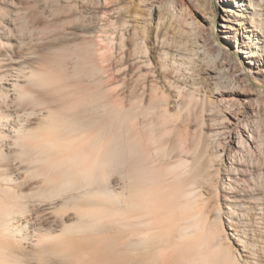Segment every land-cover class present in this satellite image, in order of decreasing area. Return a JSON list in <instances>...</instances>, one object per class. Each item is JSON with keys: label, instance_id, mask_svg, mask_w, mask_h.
<instances>
[{"label": "bare ground", "instance_id": "6f19581e", "mask_svg": "<svg viewBox=\"0 0 264 264\" xmlns=\"http://www.w3.org/2000/svg\"><path fill=\"white\" fill-rule=\"evenodd\" d=\"M38 1L0 0V224L19 249V264H264V0H123L126 8L120 0L111 7L110 0H56L66 20L89 13L111 24L128 15L110 38L87 36L71 46L61 36L52 55L20 54L13 49L15 18L24 21ZM133 2L140 12L131 8V16ZM166 15L178 18L175 24L183 19L181 36L199 35L193 40L203 56L209 47L201 32L210 49L230 45L244 56L237 58L241 67L230 64V86L204 90L199 81L164 73L165 93L151 78L145 37L152 22L163 66L169 61L176 73L196 63L182 40H164ZM114 54L124 66L118 79L128 81V105L101 86ZM172 96L184 108L180 121L168 109ZM13 104L28 106L27 115L38 112L34 127L11 122ZM10 161L20 162L23 179ZM45 205L54 220L31 217Z\"/></svg>", "mask_w": 264, "mask_h": 264}, {"label": "rangeland", "instance_id": "374dc122", "mask_svg": "<svg viewBox=\"0 0 264 264\" xmlns=\"http://www.w3.org/2000/svg\"><path fill=\"white\" fill-rule=\"evenodd\" d=\"M51 0H42V1H38L37 3H36V5L35 4H33L32 6H28L29 7V10L31 11L32 10V12H31V15H30V11H29V13H28V17L26 16V18H28L27 20H26V18H25V20L24 21H19L18 22V18H15L16 19V24H18V25H16V28H17V26H18V28L16 29L15 28V30L13 29V32H12V34H13V38H16V39H14V42L16 41H19L18 43H16L15 42V46L16 45H19V43H21L19 46H17V47H15L14 46V51L15 52H17L18 51V53H20V54H24V53H28V54H35L36 56H43V55H47L48 53H50L51 55L53 54L51 51V47H53V48H56V47H61V44L62 43H60V41H62L63 42V39H62V37L64 38V36H67V38L69 39V43H67V44H69V45H71L72 43H74V44H72L71 46H73V45H75V43L76 42H78V43H81L82 41H84V37H86V39H85V41L84 42H86V41H88L90 38H93V39H95V37H96V39H101V40H104L105 38H110L113 34V32L112 31H114V27H115V30L117 29H119V22L121 21V19H123L124 20V16L125 15H128V13H126V12H122V13H120V15L119 16H115V19H113V20H115V21H113L111 24H105V21H102L104 24H102V22H100V21H95L96 20V18H95V16H94V18H93V14H89V13H87V14H84V16H85V18H83V16H81L80 18H82L83 20H81V19H78L77 21H75V20H71L72 18H70V19H65V18H67V17H65V16H63L62 14H63V11H61V8H60V4H58V5H56L57 4V1L56 0H52V2H50ZM56 1V2H55ZM110 1H112V0H110ZM109 1V6L111 5V6H114L115 4H117V3H120L119 5L120 6H124L125 8H126V5H124L125 4V1L123 2V0H120L119 2H117L116 3V1L117 0H114V2L112 3V2H110ZM46 4H45V3ZM49 2V3H48ZM56 4H55V3ZM40 4V5H39ZM114 4V5H113ZM121 4H123V5H121ZM129 5V4H128ZM133 5H135V6H133ZM137 4L135 3V2H133L132 4H130L129 6H130V8H129V12H132V10H131V8H134L135 10H140L139 8H140V6H139V4H138V7L136 6ZM34 6V7H33ZM59 6V7H58ZM110 6V7H111ZM128 6V7H129ZM131 6H133V7H131ZM59 8H60V11H59ZM123 8V7H122ZM124 8V9H125ZM127 10H128V8H127ZM136 11V12H140V11ZM34 11H36V12H34ZM34 12V14H32ZM40 12V13H39ZM61 12H62V14H61ZM133 12H135L134 10H133ZM133 12L131 13V16H132V14H133ZM39 13V14H38ZM37 14V15H36ZM125 14V15H124ZM130 14V13H129ZM30 15V16H29ZM33 15V16H32ZM63 17H62V16ZM91 17H90V16ZM32 16V17H31ZM36 16V17H35ZM87 16V17H86ZM167 17V19L165 18V16H164V18H165V21H164V23L167 25H169L168 27H165V25L163 24V26H164V30L165 29H167V31L169 32H167V31H165V33L167 34L168 33V36L167 35H164V33L162 34L161 33V31L162 32H164V30H163V28H162V30L161 31H159L160 32V36H166V38L164 39V37H162L165 41L167 40V41H175L176 39L177 40H182V44H184L183 45V47H181L182 49H184V47H186V49H184V50H186L185 52H187L188 53V51L189 50H191V51H189V53L188 54H190V56L191 57H194L195 58V62L196 63H193V64H190L189 66L188 65H186L185 66V68L183 69H181V70H178V72H176L175 73V70L172 68V64L171 63H169V61H168V63L166 64V67L165 66H163L162 64H163V61L161 60V58L159 57L160 56V54H159V52H158V49H157V47H156V42H155V44H154V35H155V33H153L154 31V26H153V22L152 23H150V25L149 26H151V27H149L148 29L150 30V31H148L147 32V37H145V39H146V41H147V43H146V41H145V44H146V46H147V56L149 57V59L151 60V62H152V65H151V69H152V72H153V74H155V78L152 76L151 78L152 79H156L157 81H158V85H161V87L163 86V91L165 92V93H169V91L166 89L167 88V84H166V80L163 78L165 75H163L164 73L167 75V76H169V77H171V75L173 76V77H182V79H184V77H185V81H187V82H192L193 80L194 81H196V83H198V81H199V84H200V86L202 85V88L205 90V89H210V88H214L213 86H216V87H219V88H224V87H227V86H230L231 85V79H232V77H233V72H232V69H231V65L230 64H232V65H235L236 67H239L240 66V64H239V62L237 61V58H239V59H241L242 61H244V56H242V54H235L234 52H233V48H232V46H225V45H221L220 46V50H214V49H210V37L206 34V33H200V35L201 36H204V37H201L203 40H205V44H206V47L208 48L209 47V51L207 52H204V56H203V53H202V48H200V47H198L197 46V44L195 45L194 44V40L196 41V40H199V38H197V36H199V35H191V36H196V39L195 38H192V37H190V36H181L179 33H178V31H179V27H182V26H179V25H182L180 22H183V19L182 20H178L179 22V25H178V23L177 24H175L176 22H177V19L178 18H175L174 19V17L172 18L170 15V17L168 16V15H166ZM30 17H31V19H30ZM120 17H122V18H120ZM134 17V16H133ZM88 18H89V20H88ZM117 18V19H116ZM169 18V19H168ZM11 18H9V20H10ZM85 19V20H84ZM170 19H172V20H170ZM71 20V22L69 23V21ZM81 20V21H80ZM86 20H88L87 22H89V23H91V24H85V22H86ZM28 21V22H27ZM68 21V22H67ZM95 21V22H94ZM167 21V22H166ZM8 23V18L5 20L4 19V21H3V23L4 24H6V23ZM27 22V23H26ZM86 22V23H87ZM20 23V24H19ZM63 23H65V24H63ZM67 23H69V24H67ZM83 23L85 24V25H83ZM96 23V24H95ZM120 23H122V22H120ZM24 24V25H23ZM81 24H82V26H89V25H91V26H94L95 28H94V32H92V34L91 33H89V32H85V33H83L84 31L83 30H80L79 31V28L80 29H82V26H81ZM95 24V25H94ZM113 24H115V26H113ZM132 24H134V23H132ZM172 26H171V25ZM7 25V24H6ZM68 25H70V28H69V26ZM78 25V26H77ZM102 25V26H101ZM121 25V24H120ZM179 27H178V26ZM7 26H10L9 24L7 25ZM62 26H63V28H62ZM20 27H23V28H28L29 30H25L24 31V33L23 32H21L20 33V30H21V28ZM47 27V28H46ZM77 27V28H76ZM109 27V28H108ZM117 27V28H116ZM153 27V28H152ZM174 27V28H173ZM45 28V30L46 31H44L43 29ZM103 28V29H102ZM106 28H108V29H106ZM20 29V30H19ZM71 29H73V30H71ZM76 29H78V30H76ZM106 30V31H98V30ZM153 29V30H152ZM216 29H220L219 27H218V25L216 26ZM18 30V31H17ZM61 30H63V31H61ZM67 30V31H66ZM68 30H69V32H68ZM171 32H170V31ZM176 30V33L174 32ZM178 30V31H177ZM83 31V32H82ZM98 31V32H97ZM132 31V30H131ZM77 32H79V33H77ZM98 33V36L100 35V33H102V35H100L99 37H97V36H95V35H97V33ZM106 32V33H105ZM109 34H108V33ZM174 32V33H173ZM64 33H66V35H64ZM74 33H76V34H74ZM96 33V34H95ZM110 33L112 34L111 36H110ZM110 36H108V35ZM159 34V33H158ZM162 34V35H161ZM173 34V35H172ZM177 34V35H176ZM199 34V33H198ZM203 34V35H202ZM205 34V35H204ZM24 35V36H23ZM69 35H71L70 37H72V38H70L69 37ZM79 35V36H78ZM90 35H91V37H90ZM105 36V37H102V36ZM62 36V37H61ZM78 36V37H77ZM89 37V39H88V37ZM108 36V37H107ZM205 36H206V38L207 37H209V38H205ZM60 37H61V39H60ZM80 38V39H79ZM82 38H84V39H82ZM104 38V39H103ZM128 38H129V36H128ZM170 38V39H169ZM131 39V38H130ZM128 40V42H130V43H132V39L131 40ZM194 39V40H193ZM23 40V41H22ZM80 40V41H79ZM23 43H22V42ZM208 43H207V42ZM83 43V42H82ZM185 44H186V46H185ZM60 45V46H59ZM170 48H172L173 49V45L174 44H171L170 43ZM195 45V46H194ZM175 46V45H174ZM192 47V48H191ZM196 47H197V49H196ZM191 48V49H190ZM184 50H182V51H184ZM195 50V51H194ZM205 50H206V48H205ZM193 51H194V53H193ZM192 53V54H191ZM193 54H195L196 56H194ZM193 55V56H192ZM117 56V55H116ZM115 56V54L113 55V57H110L111 59L109 60V57H108V59L106 60V61H108V64H107V62L105 61V63H104V66H105V68H111V69H109L108 71H107V73H105V75H102V78L105 76V77H107V79L105 80V78H101L100 76L101 75H96V76H99V77H95L94 79H95V81L97 80V78L98 79H102V81L101 82H103V84L101 83V86L103 85V87L102 88H108V90L107 91H109L110 93H108V95H110L112 98H114V99H116L117 101H120V103H122L123 105H128L127 103H129V101H128V99L130 98L129 96H127V94H129L128 93V89L126 90V85H127V83L126 82H128V81H124L125 83L123 84V83H121V81L119 80L120 79V77L119 76H121V73H123L124 72V66H122L121 68H119L121 65H122V62H120L118 59H117V57ZM217 56V57H216ZM228 58V62H227V64L225 65V64H222V66L220 65V61H222L223 60V58ZM119 58V57H118ZM112 60V61H111ZM218 60V61H217ZM36 61H37V59H36ZM115 61H117V62H115ZM202 61V62H201ZM213 61H215V62H213ZM263 61H264V59H263ZM110 62V63H109ZM160 62V63H159ZM199 62V63H198ZM230 62V63H229ZM113 63H115V64H117V65H115V64H113ZM162 63V64H161ZM120 64V65H119ZM201 64H204V65H201ZM214 64H215V66H214ZM106 65H109V66H106ZM111 65V66H110ZM114 65V66H113ZM167 65H168V67H167ZM206 65V66H205ZM116 66V67H115ZM171 66V67H170ZM34 67H37V64L34 62V63H32L31 64V67H29V70L30 69H32V68H34ZM114 67V68H113ZM117 67H118V69L119 70H121L122 69V71L119 73V74H117L115 71L117 70ZM163 67V68H162ZM165 67V68H164ZM186 67L188 68V70L186 69ZM241 67V66H240ZM113 68V69H112ZM28 69H25V70H23V71H27ZM112 70V71H111ZM167 72H166V71ZM183 70H185V71H183ZM115 73H114V72ZM187 71V72H186ZM247 71H248V74L250 75V76H253L254 78H256V79H254V78H251L250 77V79H252V80H256L255 82L257 83V84H259V82L261 83V84H263L262 82H261V80H257V79H260L259 78V76L257 75V74H255V72H256V69H253V71H250L249 69H247ZM126 72V71H125ZM129 72V71H128ZM182 72H186V73H182ZM217 74H216V73ZM219 72V73H218ZM108 73L109 74H111V76L110 75H108ZM207 73H211L213 76H214V78H210V77H208L207 76ZM185 74H187V75H185ZM184 75V76H183ZM110 76V77H109ZM192 76V77H191ZM206 76H207V78H206ZM110 78V80H108L109 78ZM188 77V78H187ZM119 78V79H118ZM151 78H148L149 80H151ZM194 78V79H193ZM127 79V78H126ZM188 79V80H187ZM210 79V80H209ZM103 80H105V81H103ZM117 80H119V81H117ZM98 81V80H97ZM215 82V83H214ZM228 82V83H227ZM105 83V84H104ZM119 83H120V85H119ZM126 84V85H125ZM107 86V87H105V86ZM118 85H119V87H122L123 85H125V87L124 88H119L118 87ZM99 86V85H98ZM101 86H99V87H101ZM252 87V86H251ZM101 88V89H102ZM201 88V89H202ZM254 88V87H253ZM256 88V87H255ZM173 95V94H172ZM261 98H264V96H262ZM171 101V103H170V101ZM147 100L146 99H144V102H146ZM168 102L170 103L169 104V106H168V109H169V111H170V113L171 114H177V115H179L178 116V119H177V121L179 120L180 121V119H179V117H180V115L182 114H184V108H181V109H183V110H178L177 109V101H176V99L172 96V98L170 99H168ZM175 102V103H174ZM11 110H12V112H11V116H10V119H11V122H17V123H20V124H24V122L25 121H30V124H31V126H33L35 123H37V116H38V112H36V114H33V115H27V113H28V106H26V105H24V104H18L17 106L15 105V104H13L11 107ZM189 109H193L192 107H190ZM37 111H40V109H37ZM194 119V118H193ZM192 119V120H193ZM194 124V125H193ZM35 126V125H34ZM33 126V127H34ZM193 127H195V123H191V125H190V130H189V133L191 134L192 133V135H193ZM182 128V129H181ZM182 130H183V127L182 126H180V131L182 132ZM175 133V132H174ZM184 133V132H183ZM190 134H186L185 133V136H190ZM171 138H169L168 140H170L169 142H168V145L170 144V145H172V146H168V148L171 150L172 148H170V147H173L174 146V141H173V139L175 140L176 138V133L174 134V136H173V133L171 134ZM172 142V143H171ZM0 145H2V143L0 144ZM7 147V144L6 143H3V149H5ZM175 153V152H174ZM172 154H173V151H172ZM172 154L170 153V161H172V160H174V158L176 157V153L174 154L175 156H172ZM173 158V159H172ZM9 165L11 166V168H12V174L13 175H15V176H20L22 179H23V174H22V166H21V164H20V162L19 161H10V163H9ZM36 184V181H32V182H29V183H27L26 185H25V187H24V190H28L32 185H35ZM210 203V202H209ZM50 205H45V206H42L41 208H39V209H37L36 211L38 212V214L36 215V211H34V212H32V214H31V217H35V216H42V218H41V221L43 220V218H44V220H45V222H46V220L48 221V220H54V216L53 217H49V215H50V213H48V211H43V209H46V208H48ZM210 209V208H209ZM46 213V214H45ZM28 217V216H27ZM27 217L26 218H24V219H27ZM50 218V219H49ZM56 219H58V218H56ZM65 219H72V215L71 216H66V218ZM19 220H21V219H19ZM45 222H42V223H45ZM35 234H36V232H34ZM30 235H31V237H30V240H29V242H32V240H34V236L30 233ZM232 240V239H231ZM262 261H264V260H262ZM32 264V263H31Z\"/></svg>", "mask_w": 264, "mask_h": 264}, {"label": "clouds", "instance_id": "9594fccd", "mask_svg": "<svg viewBox=\"0 0 264 264\" xmlns=\"http://www.w3.org/2000/svg\"><path fill=\"white\" fill-rule=\"evenodd\" d=\"M5 230L6 226L0 224V264H19V249L2 235ZM68 250L75 251V248L70 247Z\"/></svg>", "mask_w": 264, "mask_h": 264}]
</instances>
